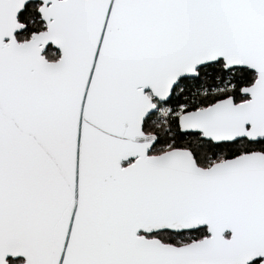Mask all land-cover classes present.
<instances>
[{"label":"snow or ice","instance_id":"obj_1","mask_svg":"<svg viewBox=\"0 0 264 264\" xmlns=\"http://www.w3.org/2000/svg\"><path fill=\"white\" fill-rule=\"evenodd\" d=\"M0 264H264V0H0Z\"/></svg>","mask_w":264,"mask_h":264}]
</instances>
